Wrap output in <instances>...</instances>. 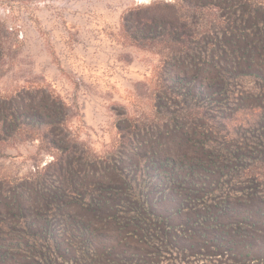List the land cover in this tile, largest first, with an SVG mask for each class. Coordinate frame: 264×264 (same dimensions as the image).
Wrapping results in <instances>:
<instances>
[{"label":"rangeland","instance_id":"rangeland-1","mask_svg":"<svg viewBox=\"0 0 264 264\" xmlns=\"http://www.w3.org/2000/svg\"><path fill=\"white\" fill-rule=\"evenodd\" d=\"M263 28L264 0H0V264H264Z\"/></svg>","mask_w":264,"mask_h":264},{"label":"trees","instance_id":"trees-1","mask_svg":"<svg viewBox=\"0 0 264 264\" xmlns=\"http://www.w3.org/2000/svg\"><path fill=\"white\" fill-rule=\"evenodd\" d=\"M264 35V28L262 29L261 32ZM231 75V73L225 74V75H221V78L223 80V86L221 89V94L222 97L224 96L223 100L225 103H221L219 105L220 108H224L225 105H228L230 101H232L233 103L237 100L233 97H230V93L228 92V84L229 83H233V80L229 77ZM214 103V101H213ZM230 105V104H229ZM129 222H131L132 224H134L135 226H138L141 231H142V236L145 239H151L153 240V236L151 235V233L149 234V230L146 228V222L142 219V217L138 216V215H133L132 217L129 218ZM151 236V237H150ZM80 254V259L81 262L79 264H98V256L97 254H95L92 250H90V253H86V252H81ZM162 260V259H161ZM161 263H165V264H184V259L181 258L179 255H176L175 257H168V259H164V261ZM156 264H160V263H156Z\"/></svg>","mask_w":264,"mask_h":264}]
</instances>
